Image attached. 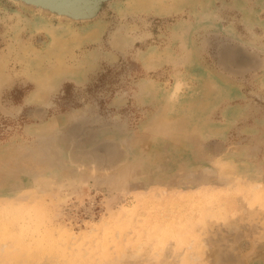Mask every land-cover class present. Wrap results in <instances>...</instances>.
<instances>
[{
  "label": "rangeland",
  "instance_id": "rangeland-1",
  "mask_svg": "<svg viewBox=\"0 0 264 264\" xmlns=\"http://www.w3.org/2000/svg\"><path fill=\"white\" fill-rule=\"evenodd\" d=\"M0 264H264V0H0Z\"/></svg>",
  "mask_w": 264,
  "mask_h": 264
},
{
  "label": "water",
  "instance_id": "water-1",
  "mask_svg": "<svg viewBox=\"0 0 264 264\" xmlns=\"http://www.w3.org/2000/svg\"><path fill=\"white\" fill-rule=\"evenodd\" d=\"M58 13L66 14L72 18H87L99 6L100 0H23ZM114 140H100L96 144L81 150H76L78 162L91 167L107 169L115 163L113 155ZM110 147V148H107ZM74 151V150H73Z\"/></svg>",
  "mask_w": 264,
  "mask_h": 264
},
{
  "label": "bare ground",
  "instance_id": "bare-ground-1",
  "mask_svg": "<svg viewBox=\"0 0 264 264\" xmlns=\"http://www.w3.org/2000/svg\"><path fill=\"white\" fill-rule=\"evenodd\" d=\"M108 148V147H107ZM110 148V147H109Z\"/></svg>",
  "mask_w": 264,
  "mask_h": 264
}]
</instances>
